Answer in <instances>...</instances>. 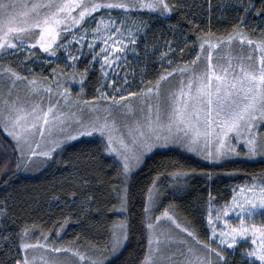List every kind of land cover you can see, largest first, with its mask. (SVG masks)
Returning <instances> with one entry per match:
<instances>
[{
	"label": "snow or ice",
	"instance_id": "obj_1",
	"mask_svg": "<svg viewBox=\"0 0 264 264\" xmlns=\"http://www.w3.org/2000/svg\"><path fill=\"white\" fill-rule=\"evenodd\" d=\"M204 4L208 28H201L194 20L197 13L193 8H203ZM17 7L13 0H0V52L22 56L21 63L34 62L44 53L63 59L67 69H76L81 57L87 56L89 65L100 64L106 83L96 89L98 95L85 99L83 84L90 71L85 67L80 73V95L73 100L70 85L76 80V71L66 75L65 71L58 72L53 67L47 77L29 78L11 65L0 64V82L6 86V93L0 94V130L11 138L13 151L19 153L14 164L6 162L0 167V184L7 186L17 171L39 168L47 162L34 157L51 159L63 143L98 134L102 151L119 158L107 165L118 181L112 186L117 204L108 210L122 214L127 211L131 173L143 162L145 154L155 148L178 146L214 161L239 156L241 150L248 159H264V0H228L226 4L204 0L200 5L188 4L186 0H35L20 5L23 11L17 12ZM228 8L234 9L237 15L232 31L220 38L210 30L211 16L215 9L223 17ZM173 13H180L190 26L189 32L196 36L192 41L194 58L186 65L171 68L173 62L167 57L174 49L169 42L167 51L160 56L162 62L167 60L171 70L159 73L151 86L142 88L140 93L127 91L132 87L127 75L117 81L115 77L119 74L115 72L108 82V70L127 62L125 53L130 46L135 51L141 30L145 36L151 31L146 21L135 18L146 14L162 22L171 19ZM252 14L260 24L249 25L248 17ZM169 27L174 31L183 30L179 22ZM257 28L260 35L254 38ZM233 45L238 49L236 55L232 54ZM225 48L228 51L221 56ZM176 77H179L177 85L165 90L164 84ZM18 84L25 85L23 97L15 92ZM129 97L141 100L138 110L133 109ZM113 110H123L133 119L118 126ZM37 136L46 141L45 150L38 151L41 144ZM96 171L97 181L103 183L100 180L103 166ZM172 175L179 183L186 173L177 171ZM77 177L81 191L70 195L74 200L82 197L81 212L94 210L97 215H103L99 198L88 191L90 180L78 171ZM251 180V184L233 189L231 200L214 210L215 199L209 193L207 223L211 234L207 241L198 239L195 232L178 223L168 208L159 216L146 215L152 221L147 223L149 230L166 218L187 236L172 251L171 235L163 232L156 237L149 235L140 264H264V219L259 223L254 219L256 210L264 209V174ZM155 184L153 181L149 189L146 214L158 204L160 194ZM7 199L0 201V218L7 219L11 211ZM230 210H238V222L229 218ZM67 223L65 218L59 224L55 239L53 230L40 231L35 242H29L33 230H39L35 224L31 228L25 225L18 232L2 229L0 246L15 247L11 264H36L37 259L40 264H65L52 255L61 253H71L78 258L77 264H108L104 252L87 255L81 251L79 238L70 247L61 246L60 231ZM127 228L126 219L112 224L110 240L105 245L108 253H116L123 247L128 239ZM188 238L195 243L190 244ZM37 249L42 252L39 258L31 255Z\"/></svg>",
	"mask_w": 264,
	"mask_h": 264
},
{
	"label": "trees",
	"instance_id": "obj_2",
	"mask_svg": "<svg viewBox=\"0 0 264 264\" xmlns=\"http://www.w3.org/2000/svg\"><path fill=\"white\" fill-rule=\"evenodd\" d=\"M188 4L200 5L204 0H186ZM213 4L228 3V0H212ZM207 5L203 8L194 7L197 14L195 23L201 28L209 27V17L206 12ZM237 12L228 8L224 16L213 10L210 20L211 32L224 38L232 31L231 25L235 22ZM183 24V30H173L169 25ZM249 25L260 24L259 19L252 14L248 17ZM148 35L149 40L156 44L171 43L174 51L171 60L175 67L187 64L194 58L192 41L195 34L189 32L187 25L180 13H173L171 19L160 21L155 19ZM203 34V33H199ZM251 35V32H249ZM256 29L255 37H258ZM184 49L183 52L180 49ZM196 51H199L197 47ZM7 62V61H6ZM155 67V66H153ZM163 72L161 70L159 73ZM157 79V78H156ZM155 79V80H156ZM96 75L87 76V91L90 92L96 84ZM103 146L94 140H79L59 151L48 167L38 175L26 176L17 171L9 185L0 184V201L6 197L11 209L9 216L3 223V229L8 232L19 231L25 225L33 224L39 230H33L30 240L36 239L40 231L47 233L58 230L59 224L68 218L66 227L60 231L59 244L70 247L79 238L80 250L87 255L105 252V245L110 240L109 232L113 223H117L119 214L108 209L117 204V194L112 191V186L118 181L114 178L113 169L107 165L112 163L102 151ZM18 154L13 151V144L0 131V167L6 162L15 163ZM103 166L100 174V183L96 179L97 169ZM80 176L90 180L88 191L99 198L104 208L103 215H97L93 210L82 213L80 200L73 199L71 192L81 191ZM182 171L186 173L176 182L172 173ZM264 174V159L255 161L229 160L221 164L206 163L192 155L177 149L159 150L149 156L144 165L128 183V203L125 218L127 221L128 239L118 254L108 261V264H140L147 250V240L150 230L147 228L149 220L146 219L144 208L148 203L149 189L156 181L155 190L159 192L158 210L169 209L178 222L195 232L198 239L207 241L209 238L205 222V209L209 193L215 199V204H222L231 198V186L246 181L251 177ZM118 206V205H117ZM159 212V211H158ZM96 247H93V246ZM11 248V250H9ZM16 255L15 247L11 245L0 246V264H11V259Z\"/></svg>",
	"mask_w": 264,
	"mask_h": 264
},
{
	"label": "rangeland",
	"instance_id": "obj_3",
	"mask_svg": "<svg viewBox=\"0 0 264 264\" xmlns=\"http://www.w3.org/2000/svg\"><path fill=\"white\" fill-rule=\"evenodd\" d=\"M13 2L18 5L16 11L20 12V11L24 10L22 7H20V5L35 2V0H13ZM112 15H113V17H115L116 13L114 12V13H112ZM135 19L137 21L139 19H143L151 27L153 21L156 18L150 17L149 15L145 14L142 17L137 16ZM92 26L94 27L95 25H92ZM129 26L130 27L132 26L131 22H129ZM149 34H150V31L147 32V34L145 36L144 30L143 29L141 30V34L137 38V45L135 46V51L131 50V46H130L129 50L125 53V55L127 57V62L122 67H117L114 70H108L109 71L108 82H110L114 78L112 75L113 72L119 74L118 76L115 77V79L117 81H120L121 77H124L125 75H127L128 82L132 84V87L128 88L127 91H135L137 93H140L142 88H147V87L151 86V84H154L156 82V80H157L156 78H158V74L161 70L168 71V70H171V68H175L173 63H172L171 68H170L168 63H167V60H163V62H162V58L160 56L161 52L167 51V44L168 43L164 42V43L156 44V42H154V40H149V37H148ZM259 35H260V32L258 34V37H259ZM171 47L173 48L172 44H171ZM233 49H234V51L232 52V54L233 55L238 54V49H236V45H233ZM85 51H87V49H85ZM227 51H228L227 48L221 50L220 55L224 56L225 52H227ZM171 54H172V52H169L167 59H171L170 58ZM60 55H61V53H58V56H60ZM214 56H215V52H214ZM40 57H41L40 59L35 60L34 62H31V63H28L26 61L24 63H21V61L24 60V58L22 56H17V55H13V54L5 55L4 53L0 52V64L11 65L15 68V70L19 71L22 75H27L29 78H32L33 76H36L38 78L39 77H47L49 75L50 69L53 67H56L58 72L59 71H65L66 75H70L73 71H76V80L73 83H71V85H70V95H71V98L73 100H75L77 98V96L80 95V88H81L80 73L83 72L85 67L90 68V71L88 72L87 76L89 74H92V73L95 74L96 75V82H97L94 85V87H92L90 92L87 91V76H86V79H85L84 84H83V94H84L85 99L90 100L93 96L98 95V93L96 92V89L99 88L102 84L106 83L104 77L101 75V72H100V64L95 63L94 65H89L88 60L90 58L87 56L81 57L80 62L76 66V69H67L66 68V62L63 59L57 60L56 57H50L44 53H40ZM49 60L56 61V63L50 64V63H48ZM183 65H186V64H183ZM183 65H181V66H183ZM153 66H155V67H153ZM28 69H31V71H28ZM178 79H179V77L170 78L168 80V82L166 84H164V86H163L164 89L167 90L169 88L175 87L178 83ZM50 82L51 81H49V83ZM108 91H111V89H108ZM15 92L17 94H19L21 97H23L25 95V85L18 84L17 88L15 89ZM5 93H6V86L3 82H0V94H5ZM128 99L131 101V104H132V107L134 110H138L139 107H141V100L140 99H138L136 97H129ZM72 111H75V108H73ZM139 115L140 114L137 111V116H139ZM113 116L115 117L118 126L123 124V123L129 122L131 119H133L131 114L125 115L123 110H113ZM0 131L2 132V134L5 137H7L6 133H4L2 130H0ZM122 131H123V129H122ZM262 131H264V129H262ZM7 138L14 145V142L11 140V138L10 137H7ZM36 139L38 141H40V144H41V147H40V149H38V151L45 150L46 147L48 146L46 144V141L41 140L39 136H37ZM82 139L94 140V141L99 142L103 146L101 139H100L98 134L95 136H91V137H89V136L79 137L76 140H72V141L63 143L60 148L56 149V151L53 154V158H51V159L43 158V157H39V158L34 157L33 159H37V160L44 159V160H47V162L40 165L39 168L33 167V168H29L27 170H21V173L26 175V176H35V175H38L39 173H42L48 167L50 162L54 159L55 155L59 151L63 150L65 147H67V146H69V145H71V144H73L79 140H82ZM33 147H35V145H33ZM167 149H177V150H180L186 154L194 156L195 158H197L198 160H200L202 162L212 163V164H221V163H223L225 161H229V160L255 161V160L262 159L260 157L248 159L243 155V150H241V155H239V156H233V157L221 160V161H214V160H210V159H205L202 155H198L194 152L186 151L185 149L178 147V146H170L167 148L160 147V148L153 149V151H151V152H147L143 158V162L138 167H135L133 169L131 176H133L139 169H141V167L144 165L145 160L149 156H151L154 152L159 151V150H167ZM104 153L111 160H113V159L118 160L119 159L118 157H115V154H109L107 152H104ZM17 154L19 155L18 151H17ZM252 182L253 181L250 180V181H246V182L239 183V184H233L231 186V189H230L231 196L233 193V189L238 190L240 187L251 184ZM230 200H231V198L229 199V201ZM224 204L225 203H222L220 205L214 204L213 210L220 208ZM158 205H159V202H158L156 208L152 209V211L149 212V216L161 215V213L163 211L160 209L158 210ZM208 211H209V208L207 205L206 209H205V222L207 225L208 235L210 236L211 229L209 228L208 223H207ZM236 211H238V210H235V211L230 210L229 211V218L234 223L238 222L237 216H236ZM256 212H257V214L254 216V219L256 220L257 223H259L261 219H264V209H257ZM121 219H126L125 218V212L118 215L117 223ZM4 220H6V219L0 218V230L3 229ZM149 222H152V221H149ZM177 222H178V220H177ZM162 232L165 234L171 235L173 237V241L171 242L172 243V247H171L172 251H175V247H176L177 242L180 239L185 238L187 236L186 233H181L178 229H176L175 226L172 225L171 222L168 221L166 218H162V221L158 224L154 223V229L150 230V235H152L153 237H156V236H159ZM188 239H189L190 244L195 243L194 241L191 240V238H188ZM29 242H35V239L33 241L29 239ZM125 243H126V241L123 243V246L125 245ZM248 243H250V241ZM248 243L245 244V247L248 246ZM120 249H118L116 253H108V249L106 248L105 252H106L108 261L113 259L118 254ZM31 255H34L37 258H39L42 255V252H41V250L37 249V250L33 251L31 253ZM52 255L57 256L60 260L64 261L65 264H77V262H78V258L72 256L71 253H61V254H52ZM36 264H40L39 259H37Z\"/></svg>",
	"mask_w": 264,
	"mask_h": 264
}]
</instances>
